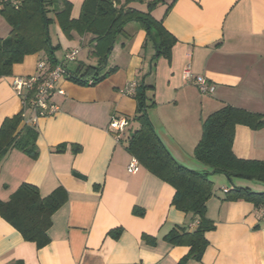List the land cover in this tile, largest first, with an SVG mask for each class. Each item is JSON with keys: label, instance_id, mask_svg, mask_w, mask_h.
I'll return each mask as SVG.
<instances>
[{"label": "crops", "instance_id": "1", "mask_svg": "<svg viewBox=\"0 0 264 264\" xmlns=\"http://www.w3.org/2000/svg\"><path fill=\"white\" fill-rule=\"evenodd\" d=\"M67 1L73 5L72 19H78L86 0ZM146 3L130 0L128 7L147 9ZM152 16L162 20L177 40L170 59L155 58L156 45L147 32L129 24L108 60L107 69H114L109 77L94 86L66 79L61 84L65 95L52 99L59 107L53 116L34 122L33 111L26 109L24 124L39 132V155L32 159L13 150L3 160L0 201L9 202L24 184L37 187L42 197L62 187L68 201L52 217L50 241L42 248L26 241L0 216V264H182L189 255V246L165 240L172 230L197 221L172 205L175 189L142 165L137 174L128 172L134 158L127 150L128 138L139 124L134 120L137 101L127 90L147 74V84L154 87L148 115L157 135L178 163L205 172L193 157L203 124L212 114L228 105L264 115V0H176L170 9L158 6ZM52 26L60 62L68 52L79 49V55L87 50V61L78 56L69 65L71 70L81 63L97 65L89 56V36L74 33L68 39L57 23ZM10 32L0 16V38ZM44 56H27L14 66L11 76L0 79V127L25 108L12 88L13 80L35 76ZM189 65L195 75L215 86L213 93L203 94L184 81L183 71ZM112 117L129 122L120 140L109 129ZM233 143L239 159L264 161V127L254 131L236 126ZM60 145H66L63 153L56 152ZM77 147L80 151L75 153ZM209 178L226 184L224 176ZM231 183L244 184L243 180ZM255 185L258 192H264V184ZM215 188L214 184V197L206 209V219L215 228L205 234L208 245L202 259L184 264H264V208L225 200L233 186ZM221 188L224 194L217 192Z\"/></svg>", "mask_w": 264, "mask_h": 264}, {"label": "trees", "instance_id": "2", "mask_svg": "<svg viewBox=\"0 0 264 264\" xmlns=\"http://www.w3.org/2000/svg\"><path fill=\"white\" fill-rule=\"evenodd\" d=\"M0 0V16L11 27L10 34L0 38V79L11 76L13 68L21 64L27 56L44 53L40 61L46 62L47 74L63 63L56 58L58 45L51 37V26L57 23L66 38L72 39L76 33L81 37L89 36L87 47L89 56L97 65L79 64L75 71L65 64L66 79L79 85H97L109 77L114 69H107V63L113 53L119 37L125 34L129 24L143 28L156 47V57L171 58L172 49L177 40L165 29L162 20H156L152 11L160 5L169 9L176 0H147V11L128 7L126 0H86L80 17L72 19V3L67 0ZM75 63V62H74ZM147 74L137 80L134 98L138 109L134 120L139 128L128 138V152L150 173L171 185L176 193L172 205L199 221L192 230L191 225L172 230L165 240L175 246H189V255L182 261L192 259L200 261L208 242L205 234L214 230V224L206 219V209L214 197V184L211 175H223L230 183L233 180L254 181L264 184V161L242 160L233 151L235 129L244 125L256 131L264 127V115L254 114L232 106H224L212 114L203 124V136L194 151L195 160L206 168L205 172L188 169L178 163L170 154L149 120V109L153 107V88L147 84ZM26 108L12 118H6L0 127V164L13 151L25 153L37 159L39 149L38 130L25 121ZM63 153L66 145L56 148ZM77 147L74 152L78 153ZM233 184V183H232ZM225 200L245 201L258 210L264 208V192H255L249 188L237 187L228 191ZM68 201L66 189L58 188L51 195L42 197L40 190L24 184L9 202L0 201V216L22 233L24 239L37 244L39 248L49 243L48 229L52 226V217ZM117 237L118 233L112 232ZM149 243L154 240L144 236Z\"/></svg>", "mask_w": 264, "mask_h": 264}, {"label": "built area", "instance_id": "3", "mask_svg": "<svg viewBox=\"0 0 264 264\" xmlns=\"http://www.w3.org/2000/svg\"><path fill=\"white\" fill-rule=\"evenodd\" d=\"M12 4L18 7L19 2L12 0ZM80 50L73 49L65 55L63 63L57 65V67L51 72L44 74L42 72L46 67L45 61H40L38 64V73L33 77H17L13 80L12 88L16 94L22 99L24 107L26 108L29 103V109L34 113V122L39 117L53 116L59 112V107L52 102L55 95L64 96L65 91L61 87L62 82L66 80L65 64L76 62L79 56ZM183 79L187 83H193L203 94L213 93L215 86L210 84L209 81L203 77L195 75L192 67L186 66L183 71ZM94 82L90 81L89 86H92ZM137 83L130 84L127 92L128 95L134 96ZM129 126V122L125 118L112 117L109 123V129L118 133L117 139L120 140L121 136ZM140 163L136 158H133L128 166L129 174H137L140 170ZM227 191V190H226ZM199 222H195L191 225V229L194 230Z\"/></svg>", "mask_w": 264, "mask_h": 264}, {"label": "rangeland", "instance_id": "4", "mask_svg": "<svg viewBox=\"0 0 264 264\" xmlns=\"http://www.w3.org/2000/svg\"><path fill=\"white\" fill-rule=\"evenodd\" d=\"M141 11H143V12H146L147 11V9L144 7V8H142V10ZM54 29H55V27H51V33H52V35L55 37V32H54ZM86 52H87V50L85 51V50H83L82 51V53H81V55H79V58L81 59V60H83L84 62L85 61H87V59H86ZM61 53L60 54H58V56L59 57H61ZM78 58V59H79ZM79 61V60H78ZM80 62H78V64H79ZM82 65H84V63H81ZM222 177H223V175H221ZM225 177V176H224ZM218 180V179H217ZM226 180V184H225V186L224 185H220V183L221 182H218V181H212L215 185H216V188L217 187H228V188H231L234 184H232V183H230V181L226 178L225 179ZM234 183H236L235 181H234ZM256 183H258V181L257 182H254V181H244V184H242L243 185V187L244 188H248L249 187V189H251L252 191H257L258 192V190H256V189H259V187H257L255 184ZM258 184H260V183H258ZM258 186H261V185H258ZM216 188H215V190H216ZM223 189L224 188H221V189H218L217 190V192H219V193H221V194H224V192H223ZM261 189V188H260Z\"/></svg>", "mask_w": 264, "mask_h": 264}]
</instances>
